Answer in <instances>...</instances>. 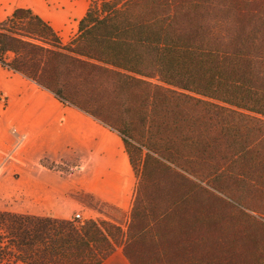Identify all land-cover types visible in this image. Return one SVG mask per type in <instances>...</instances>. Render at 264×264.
<instances>
[{
  "label": "trees",
  "instance_id": "trees-1",
  "mask_svg": "<svg viewBox=\"0 0 264 264\" xmlns=\"http://www.w3.org/2000/svg\"><path fill=\"white\" fill-rule=\"evenodd\" d=\"M0 64L117 133L138 178L129 216L0 211V264H264V0H91L69 43L16 9Z\"/></svg>",
  "mask_w": 264,
  "mask_h": 264
},
{
  "label": "crops",
  "instance_id": "crops-1",
  "mask_svg": "<svg viewBox=\"0 0 264 264\" xmlns=\"http://www.w3.org/2000/svg\"><path fill=\"white\" fill-rule=\"evenodd\" d=\"M43 1L0 0V22L16 9H30L48 21L42 15ZM13 128L27 135L28 143L19 163H10L0 178V197L5 200L19 195L21 207L27 208L20 214L63 219L70 210L68 193L73 183L42 169L38 164L42 159L59 156L66 160H92L100 154L110 155L114 150L118 153L123 149L121 140L94 118L60 103L51 92L0 64V161L16 140ZM109 139L114 145L111 148ZM82 177L78 186L80 191L105 199L89 188L88 179ZM104 264L130 262L118 251Z\"/></svg>",
  "mask_w": 264,
  "mask_h": 264
},
{
  "label": "rangeland",
  "instance_id": "rangeland-1",
  "mask_svg": "<svg viewBox=\"0 0 264 264\" xmlns=\"http://www.w3.org/2000/svg\"><path fill=\"white\" fill-rule=\"evenodd\" d=\"M43 5L44 9L42 11V15L48 20L47 22L53 26L61 39L65 43H69L77 35L79 22L83 19V17H85L91 5V0H44ZM13 57L14 54L10 53L5 58L7 61H10ZM104 127L121 140L123 149H119L118 153L114 150L113 153H110V155L100 154L96 159L92 160H81L79 158L66 160L58 156L59 158L42 159L38 163L43 167L42 169L57 173L76 185L75 188H72L74 186L73 184H70L71 188L68 193V205L70 210L65 216L67 220L75 219L77 221L75 218L77 213H81L84 222L90 219L101 220L104 218V216L98 211L91 208L90 204H96L97 202L96 200H90L87 196L88 194L95 197V199L121 208L128 216L131 212V207L138 185V178L130 164V158L126 151L124 142L117 133L112 132L106 126ZM108 145L109 148L114 146L111 139H109ZM33 166L37 167L35 164ZM81 177L83 179H88L87 184L89 188L94 189L96 194L103 196L105 199H100L90 192L80 191L78 186L79 183H81ZM23 209L24 211L27 210L26 207H21V199L19 195L5 200L0 197L1 212L8 211L20 214L23 212ZM246 212L249 215L254 216L260 224L264 225V217H262V215L249 210ZM253 228L260 230L257 226L248 227L252 234L255 235L256 233L258 236H261V232H258ZM262 244L264 245V243Z\"/></svg>",
  "mask_w": 264,
  "mask_h": 264
},
{
  "label": "built area",
  "instance_id": "built-area-1",
  "mask_svg": "<svg viewBox=\"0 0 264 264\" xmlns=\"http://www.w3.org/2000/svg\"><path fill=\"white\" fill-rule=\"evenodd\" d=\"M12 133L16 137V140L12 147L4 154L3 159L0 161V178L7 172L10 163H19L20 156L28 143V136L21 134L18 129L13 128ZM75 218L79 222H84L81 213H77Z\"/></svg>",
  "mask_w": 264,
  "mask_h": 264
}]
</instances>
